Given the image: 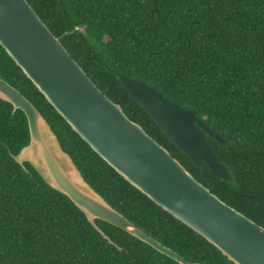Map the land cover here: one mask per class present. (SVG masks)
Masks as SVG:
<instances>
[{"label":"trees","instance_id":"1","mask_svg":"<svg viewBox=\"0 0 264 264\" xmlns=\"http://www.w3.org/2000/svg\"><path fill=\"white\" fill-rule=\"evenodd\" d=\"M96 86L222 201L264 227V0H27ZM117 75L152 86L226 141L207 142L236 180L198 168L161 132ZM0 76L47 119L90 185L184 259L234 264L109 166L0 44ZM21 110L0 99V264H180L96 220L14 160L28 142Z\"/></svg>","mask_w":264,"mask_h":264},{"label":"water","instance_id":"2","mask_svg":"<svg viewBox=\"0 0 264 264\" xmlns=\"http://www.w3.org/2000/svg\"><path fill=\"white\" fill-rule=\"evenodd\" d=\"M0 44L69 126L126 181L213 244L234 264H264V227L222 201L90 79L27 0H0ZM175 147L198 168L206 165L236 183L203 132L226 141L188 109L168 101L152 86L117 75ZM0 99L21 110L28 142L16 154L53 189L64 194L105 237L96 220L115 225L180 264L184 259L112 207L86 180L47 119L0 76Z\"/></svg>","mask_w":264,"mask_h":264}]
</instances>
